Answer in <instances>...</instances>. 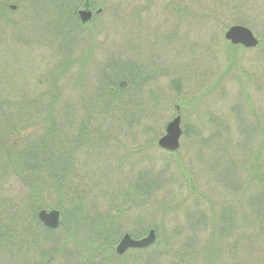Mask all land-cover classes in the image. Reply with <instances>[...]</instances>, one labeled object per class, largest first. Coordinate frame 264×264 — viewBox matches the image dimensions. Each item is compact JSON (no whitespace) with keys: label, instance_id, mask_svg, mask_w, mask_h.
<instances>
[{"label":"rangeland","instance_id":"1","mask_svg":"<svg viewBox=\"0 0 264 264\" xmlns=\"http://www.w3.org/2000/svg\"><path fill=\"white\" fill-rule=\"evenodd\" d=\"M64 3L67 11L88 3L104 12L81 24L59 13L56 0H0V124L18 123L8 144L21 140L23 151L26 135L39 140L49 124L71 142L87 129L95 144L77 154L72 185L86 197L88 216L123 211L120 240L155 230L141 264H204L205 248L217 256L212 264H264V0ZM235 25L263 44L229 48L225 33ZM84 49L95 58L81 76L66 60L67 51L76 58ZM122 73L141 81L130 85ZM106 81L133 91L127 118L100 110ZM177 116L184 134L179 150L167 152L158 142ZM128 190L135 198L124 213ZM24 191L15 175L0 177L3 201L18 202ZM38 260V251L0 244V264ZM81 260L75 254L54 264Z\"/></svg>","mask_w":264,"mask_h":264},{"label":"trees","instance_id":"2","mask_svg":"<svg viewBox=\"0 0 264 264\" xmlns=\"http://www.w3.org/2000/svg\"><path fill=\"white\" fill-rule=\"evenodd\" d=\"M86 6L89 8L88 4ZM55 7L59 13L70 14L71 17L77 18V9L67 11L66 4L62 0H56ZM62 28L66 29L61 27L60 31H63ZM227 46L232 47L229 43ZM133 70L135 66L130 64L127 71L132 73ZM130 73L129 75L122 73L121 79L127 80L130 85H133L134 81H141L130 76ZM137 83L135 82L136 85ZM101 88V92L98 93L103 102L100 110H112L113 113H120L126 117L133 102L131 88L121 91L117 83L107 81L101 85ZM136 88L140 90L141 86ZM114 102L120 104V107L115 106ZM4 104L0 101V107L3 108ZM123 116H120L122 120ZM50 118L53 116L50 115ZM13 132H18V123L9 122L7 126L2 125V127L0 124V177L10 173L15 175L25 186V191L23 195L18 196V202L13 197L6 201L0 199V244L8 243L10 246L16 245L36 253L38 251V264H54L60 257L72 258L75 254L81 255L80 264H132L127 257L129 252L124 256H118L115 252L124 229L123 211L116 213L113 209V212L110 211L105 216L102 214L104 218L99 213V219H96V214L92 217L88 216L86 197L77 193L72 185L71 176L75 174L77 154L83 148H90L95 144L89 131L81 128L78 134L80 138L71 142L69 137L60 139L61 132L55 125L49 124L39 140H35L36 142H31L29 138L25 139L24 143L26 142L27 146L25 145L23 151H19L21 142L8 144ZM54 141L61 145V150H65L64 153L59 149L54 150L51 145ZM69 147L72 149L70 150ZM63 157L65 162L62 160ZM122 198L124 200L122 206L127 207L124 212L126 213L131 207L135 194L132 190H128L122 193ZM43 209L58 210L61 213L58 230H50L38 220V213ZM61 230L66 232V239H57L56 234ZM152 247L130 251L136 255L134 264H141L143 260L139 258L140 255L150 253ZM211 249L205 248L203 251L204 264H212L211 257L217 258ZM152 257V254L146 256V262ZM175 264L181 262L176 261Z\"/></svg>","mask_w":264,"mask_h":264},{"label":"water","instance_id":"3","mask_svg":"<svg viewBox=\"0 0 264 264\" xmlns=\"http://www.w3.org/2000/svg\"><path fill=\"white\" fill-rule=\"evenodd\" d=\"M100 13V11L98 12ZM82 23L89 22L93 14L87 10L78 13ZM225 40L233 46H242L245 49H254L259 45L258 39L253 32L243 26H232L225 33ZM183 135L181 129V117L177 116L166 128V134L159 140L158 146L168 152H176L180 148V140ZM60 212L56 210H41L38 214L39 221L48 229L57 230L60 227ZM157 240L155 230H150L148 235L142 239H134L129 234H125L116 246L115 251L118 256H123L129 250H145L155 244Z\"/></svg>","mask_w":264,"mask_h":264},{"label":"flooded vegetation","instance_id":"4","mask_svg":"<svg viewBox=\"0 0 264 264\" xmlns=\"http://www.w3.org/2000/svg\"><path fill=\"white\" fill-rule=\"evenodd\" d=\"M63 2L64 1H69V0H62ZM72 2H75L76 4L78 3V2H81V1H83V0H71ZM88 3H86V5H87ZM85 5V9H88V10H91V11H93L91 8H88L87 6ZM9 9H12L13 11L15 10V9H17V6H9ZM78 11V10H77ZM94 13V12H93ZM2 17H3V19H4V17L6 16V15H1ZM93 18H95V14H94V16H93ZM93 35V34H92ZM94 47H95V45H94ZM68 52V56H67V67H68V69H70V71H75V69H78V73H79V75H81L82 76V74H84V71H85V69L87 68V66H88V63L90 62L91 63V61L90 60H94V56H95V52L94 51H90V50H88V49H84L83 50V52L84 53H82V54H78L77 53V55H76V58H75V53H74V51H67ZM27 59L25 58V64L27 63V62H29V61H32V60H27ZM80 78H82V77H80ZM25 79H27V78H25ZM81 80H85V79H81ZM100 83H102V81L100 82ZM124 87H126V85L124 86ZM100 89H102V88H100ZM99 92H101V90H99ZM99 92H97V94L99 93ZM23 98H26V93H23L22 94V99ZM22 99H20V100H22ZM25 101V100H24ZM35 111V110H34ZM37 112H39V111H37ZM35 115H37V114H35ZM38 116V115H37ZM4 120V121H3ZM2 121L4 122V123H2L4 126H7L8 125V121H6L5 119H3ZM29 136L30 135H26V137L27 138H29ZM24 138V137H23ZM24 141V140H23ZM20 142H21V140H18V141H16V144H20Z\"/></svg>","mask_w":264,"mask_h":264}]
</instances>
